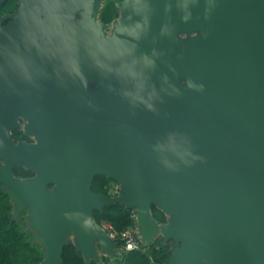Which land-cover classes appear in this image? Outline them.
I'll return each instance as SVG.
<instances>
[{
	"label": "water",
	"instance_id": "95a60500",
	"mask_svg": "<svg viewBox=\"0 0 264 264\" xmlns=\"http://www.w3.org/2000/svg\"><path fill=\"white\" fill-rule=\"evenodd\" d=\"M5 1L0 187L31 209L41 264H64L69 232L87 264L96 242L115 256L95 217L114 202L144 245L177 243L165 264H264V0H125L111 37L101 0ZM19 117L36 142L12 138Z\"/></svg>",
	"mask_w": 264,
	"mask_h": 264
},
{
	"label": "trees",
	"instance_id": "16d2710c",
	"mask_svg": "<svg viewBox=\"0 0 264 264\" xmlns=\"http://www.w3.org/2000/svg\"><path fill=\"white\" fill-rule=\"evenodd\" d=\"M19 6L18 0H6L1 13H12ZM118 16L115 2L109 3L100 13V18L107 23ZM94 87V84H92ZM15 174L25 173L32 176L34 173L25 168H16ZM111 182L117 180L103 174H98L92 184V190L107 196H113L111 192ZM11 193L3 185L0 187V264H41L46 257L44 246L34 240V233L28 231L25 226L14 215V204ZM131 208L121 202H114L105 205L102 209H95V217L102 222L111 223L115 231H123L134 223L131 215ZM152 212L156 220L166 222L167 215L155 204L152 205ZM148 247V246H147ZM174 247L170 242L164 243L160 249L154 246L143 249H134L122 254L121 264H154L151 256L157 262L168 260ZM64 264H87L79 247L73 242H68L63 249ZM91 264H97L92 259Z\"/></svg>",
	"mask_w": 264,
	"mask_h": 264
},
{
	"label": "rangeland",
	"instance_id": "374dc122",
	"mask_svg": "<svg viewBox=\"0 0 264 264\" xmlns=\"http://www.w3.org/2000/svg\"><path fill=\"white\" fill-rule=\"evenodd\" d=\"M124 1L125 0H101L100 1V4L101 5H100V9H99L98 20L102 21L101 18H100V13L111 2H115V5H116L117 11H118V16L116 18L112 19L111 21H109L107 23L104 22L106 24V35L107 36H110L111 37V36H114L116 34V22L122 16V11H123L122 3ZM10 19L11 18H9L8 20H10ZM182 36H185V34H182ZM36 141H37V139L35 138V142ZM25 169L26 170H30V169H27V168H25ZM15 175H16V177L18 179L31 177V176H27V174H25V173H21V174L17 173ZM110 186H111V192H112V195L113 196H117V195H120L121 194V192L118 193V194H115V191H116L117 188H120L121 189V184H120L119 181H117V182H111L110 183ZM13 204H14V211H17V209H18V203L13 202ZM16 214H17L16 215V218L19 219V221L25 226V228L28 231L34 233V235H35L34 240L40 243V241L38 239V236H40L41 234H40V232L37 229H34L32 227L33 214H32L31 209L29 207H26V208L22 209L19 213L17 212ZM102 225L105 228L108 229L110 235L114 239L115 248L117 249L120 246V244H121L120 240L117 238V236L120 233V231H115L113 229L111 223H109L107 221L102 222ZM75 241H76L75 234L73 232H69V234H68V242H73L74 244H76ZM167 242H170V246L171 247H175L177 245V243L174 240H170V241H167ZM164 243H166V241L164 240V238L162 236H160L154 242V244H152L151 246H148V248L154 246V248L157 249L156 248L157 246H162ZM95 247H96V251L99 253V257L97 259H93V260H95V262L97 264H121L122 263L123 258L121 257L122 255H120L119 253H116L115 256H110L108 253H106L103 250V248H102V246H101V244L99 242H96V246Z\"/></svg>",
	"mask_w": 264,
	"mask_h": 264
},
{
	"label": "built area",
	"instance_id": "2783aa9c",
	"mask_svg": "<svg viewBox=\"0 0 264 264\" xmlns=\"http://www.w3.org/2000/svg\"><path fill=\"white\" fill-rule=\"evenodd\" d=\"M121 192L120 188H117L115 191V194H118ZM131 215L134 219V223L129 226L128 228L121 231L117 238L120 240L121 244L117 248V253L120 255L134 250V249H143L144 251L147 250V246L143 244L141 240V236L139 234V221H138V209L136 207L131 208ZM161 246H157V249H160ZM154 264H165L167 261L157 262L155 259L151 256Z\"/></svg>",
	"mask_w": 264,
	"mask_h": 264
},
{
	"label": "flooded vegetation",
	"instance_id": "af4514ba",
	"mask_svg": "<svg viewBox=\"0 0 264 264\" xmlns=\"http://www.w3.org/2000/svg\"><path fill=\"white\" fill-rule=\"evenodd\" d=\"M90 88L92 90H97L98 86L94 83V87H92V84L90 85ZM19 123L20 127L18 129H12L11 134L12 138L18 142V141H27V142H35V136L28 134L26 132V124L28 123V120L24 117H19Z\"/></svg>",
	"mask_w": 264,
	"mask_h": 264
}]
</instances>
